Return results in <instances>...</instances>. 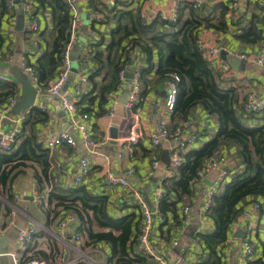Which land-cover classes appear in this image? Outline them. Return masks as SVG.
I'll use <instances>...</instances> for the list:
<instances>
[{
  "label": "crops",
  "instance_id": "0c3cea01",
  "mask_svg": "<svg viewBox=\"0 0 264 264\" xmlns=\"http://www.w3.org/2000/svg\"><path fill=\"white\" fill-rule=\"evenodd\" d=\"M24 1L26 0H14L15 7L11 10L7 9L0 18V74L8 78V81L0 84L4 85L1 86L2 89L8 87V83L13 84L19 100L22 92L19 76L26 77L31 86L37 90L33 107L43 109L47 118L45 121L25 125L24 121L19 122L21 131L16 136L12 150L8 152L0 150V169L9 170L14 167L10 173V180L4 186L0 184V245H4L7 249L6 254H0V264H13L10 252L17 250L16 233L32 225L36 226V232L30 248L24 253L27 257L43 260L46 264L60 262L126 264L117 263L108 242L89 241L85 232L80 231V221L77 217L68 227H60L59 221L62 216L71 212L57 207L55 198L49 201V194L63 195L67 190L74 188L73 178L79 160L88 155L89 151L79 132L71 125L70 116L61 108L64 114L60 115L58 107L61 106L58 98L51 97L38 84L35 68L38 61L44 68L49 64L48 54L56 31L57 13H54L47 3L42 6L37 5V8L31 9L30 12L25 11ZM184 1L192 4L197 2L196 8L199 9L201 16L211 14L214 5L218 6L217 13L220 5L226 7L225 19L228 30L220 32L215 29H201L198 39L202 38L207 46L220 50L218 65L213 67L221 71L224 78H235L240 84L242 95L246 96L251 89H256L260 95H264V66H258L254 61L260 53H264V38L255 44H243L233 36L253 18L262 19L259 24L263 26L264 0H241V7L237 11L231 9L230 0H180L181 6ZM172 5L173 0H78L80 15L78 33L71 48V69L63 89L66 94L75 98L76 102L83 98V103L87 106L90 104L94 111L98 110L100 88L106 84L111 74L106 47L112 41L118 40L119 35H114L112 31L118 21L124 23L121 14L126 11L135 14L138 11L140 16L144 14L142 20L146 23L154 20L167 22L161 15H169ZM183 11L186 13L187 9ZM30 18L38 22L39 30L32 32L26 29ZM155 29L169 28L156 23ZM141 35L143 39L150 36L147 33ZM97 42L99 43L97 49L102 52V68L91 78L92 80L89 79L88 84L83 85L80 91L76 92L75 86L79 74L87 72L86 74L91 75L98 66L92 56L93 52L86 53V48ZM127 42L128 45L133 43L129 38ZM115 49L114 45L110 50L111 56ZM229 52L245 54V57H231ZM129 55L127 73L145 65L144 53L138 44L130 49ZM233 58L239 59L236 69L230 64ZM153 60L156 65V53ZM24 62L34 69L37 81L25 71ZM152 75L147 76L145 95L138 98L136 106L134 105L132 109L124 107L132 79L125 76L116 90L112 91V95L106 93L104 106L106 113L95 118L90 116L89 119V128L98 146L90 158L91 168L84 179L83 189L98 200L102 199L103 209L108 217L131 218L132 225L137 223L141 215L138 199L126 186L121 184L107 186L106 173L111 171L114 175L125 178L150 207L154 206L156 197L165 190L163 180L175 175L177 177L178 174V169L174 173L166 170L176 141L169 137L163 139L158 147L153 148L150 144V136L157 132V122L160 117L167 116L169 126L171 125V113L165 110L166 83L150 87ZM4 106L5 104L0 107V132L6 137L15 127L14 120L21 114L29 113L32 107L11 114L13 106L8 111L3 109ZM110 106L114 107L112 117L107 115ZM135 111L139 113L142 137L139 143L129 146L127 137ZM80 113L77 108L76 116ZM263 115L264 110L258 113L255 122L264 124ZM181 125L183 126L180 137L192 138L186 152L200 149L214 139L219 127L217 116L209 113L201 104L189 108L186 119L181 121ZM111 127L116 129V138L110 136ZM59 130H68L76 140L75 145L61 144L48 148L45 143L47 138ZM25 139H30V143L40 146L41 150L35 151L37 156L42 153V149L47 151L46 159L49 163L47 180H43L39 185L34 176L36 172H40L39 160L19 158L22 152L19 146ZM2 155H13L9 158L12 161L6 163ZM153 160L158 161L157 167L152 166ZM131 167L134 168V172L128 173ZM243 169L244 161L240 154L239 143L231 138L222 140L211 155L202 161L197 170V177L190 183V193L180 197L174 215L168 214L161 223L156 219L153 222L150 243L164 262L173 261L179 254L185 256V264H198L206 258V249L197 236L198 233H209L214 228L213 221L205 211L208 192L213 191V195L220 194L224 184ZM222 172L226 174L224 177ZM38 200H41V203ZM240 205L241 210L232 223L229 237L223 247L228 264H246L241 258V239L247 224L254 227L252 237L256 245L255 254L250 260L259 257L264 260V198L247 196L242 199ZM185 206L189 208L186 213L188 221L182 223ZM93 228L101 229L97 225H93ZM75 233H79L80 237L76 238ZM173 241L177 243L173 244ZM127 251L130 259L137 257L135 242H130ZM18 252L22 255L21 251ZM144 258L148 262L160 264L153 259ZM131 262L139 264L135 260Z\"/></svg>",
  "mask_w": 264,
  "mask_h": 264
},
{
  "label": "trees",
  "instance_id": "16d2710c",
  "mask_svg": "<svg viewBox=\"0 0 264 264\" xmlns=\"http://www.w3.org/2000/svg\"><path fill=\"white\" fill-rule=\"evenodd\" d=\"M33 2L36 4V8L37 5L42 6L47 3L54 13H57L58 18L48 54L49 64L44 68L38 61L35 68L39 86L41 89H46L49 85L48 81L54 79L58 74L61 54L68 40L70 14L63 0H33ZM217 8L218 6L214 5L211 14L201 16L199 9L193 7L192 3L184 1L179 8V18L176 23L164 22L163 20L146 23L138 11L135 14L131 11L123 12L121 18L124 19V23L118 21L112 31L114 35H119L118 40L112 41L106 47L111 74L106 84L100 88L97 102L98 110L94 111L90 104L87 106L83 103V98L76 102L81 114H87L89 117L95 118L104 112L106 113L105 95L116 90L120 84L122 79L119 77V71L125 64L129 63L130 49L138 44L145 57V65L139 68L142 79L139 97H143L147 91L148 75L153 74L150 87L167 83L173 79V75L178 77L176 101L171 111L170 132H173L176 126L186 119L189 108L195 104H201L209 113L217 116L219 127L216 137L200 149L187 151L178 167L177 177L175 175L163 180L165 190L163 196L158 200V210L164 219L168 214L174 215L180 197L190 193V183L197 177L198 167L202 161L211 155L216 146L226 138L234 139L239 143L244 169L233 175L224 184L220 194L211 197V202L205 211L213 221L214 228L209 233H198L197 237L205 247L207 255L198 264H225L226 256L223 247L229 237L232 223L241 210L240 202L247 196L264 198V124L255 122L258 119V113L245 110V95H242L237 80L224 78L221 71L213 67L197 47L201 29H215L220 32L228 30L225 19L226 7L220 5L218 13L216 12ZM7 9L4 0H0V18ZM185 9H187L186 13L183 11ZM259 21L262 22V19H251L233 36L243 44L259 42L264 38V29ZM156 23L161 26H168L169 29L156 30ZM146 33L150 36L146 39L141 38V34ZM128 38L133 41L130 45L127 42ZM98 44V42L90 44L92 56L98 66L89 75V79L99 73L102 68V52L97 49ZM114 45L116 49L111 56L110 50ZM155 53L157 55L156 65L153 60ZM8 84V87L4 89L1 87L4 85L0 84V107L16 93L14 85ZM46 118L43 110L32 107L24 120V125L45 121ZM19 147L22 151L20 159L39 160L40 172L34 174L38 185L43 180H47L49 167L46 159L47 151L42 149V153L37 156L35 151L36 149L41 150L40 146L30 143V139L22 141ZM2 156L6 163L12 161L9 158L13 155ZM13 168L11 167L9 170L0 169L1 185L4 186L10 180V173ZM52 198L56 199L57 207L73 213L78 218L80 231L85 232L89 241L108 242L111 246L112 255L116 256L117 263L132 264L131 261L135 260L139 264H154V262H148L144 258L145 256L140 254L135 259H130L128 255L127 248L130 242L136 241L135 237L138 233L141 215L135 225L131 224V218L112 219L105 214L102 199L98 200L88 194L83 186L69 189L63 195L51 193L49 194V201ZM93 225H97L101 229L95 230ZM27 251H23L20 264H26L34 259L25 256L24 253ZM246 264H264V260L262 257L249 259Z\"/></svg>",
  "mask_w": 264,
  "mask_h": 264
},
{
  "label": "built area",
  "instance_id": "2783aa9c",
  "mask_svg": "<svg viewBox=\"0 0 264 264\" xmlns=\"http://www.w3.org/2000/svg\"><path fill=\"white\" fill-rule=\"evenodd\" d=\"M63 1L65 2L70 14L68 40L61 54L60 70L58 71L56 77L49 83L48 87L45 90L47 94H49L51 97L58 98L61 109H63V111H65L67 115L70 116L71 125L75 127L76 130L79 132L85 146L87 147V150L89 151L88 155H85L80 158L77 171L73 178L74 187H80L83 185L84 179L90 171L91 168L90 158L96 152V147L98 146V142L95 141V139L93 138L89 128L90 117L87 114H81V113L77 114L76 116L77 113L76 100L75 98H72V96H70L69 94H66V92L63 90L66 82L68 81L69 72L71 69V62H72L71 48L77 37L78 19L80 16L78 0H63ZM4 2L8 7V9L10 10L15 7L14 0H4ZM230 3H231V9L234 11L239 10L241 7V0H230ZM196 6H198L197 2H193V7L196 8ZM23 7L25 11L28 12H30L31 9L33 10L36 8L32 0L24 1ZM179 8H180V0H173L171 13L169 15L162 14L161 17L169 23H176L179 17L178 16ZM143 15L144 14H141V17H144ZM262 28L264 29V24ZM26 29L32 32L39 30L38 22L30 18L28 20ZM197 47L203 53L205 59L209 61L212 66L218 65L217 63L219 60L218 54L220 51L218 48L207 46L202 38H199L197 40ZM91 52H92L91 47H87L86 53L90 54ZM229 55H231V57H241V58L245 57V54H241V53L229 52ZM254 61L258 66H264V53H260L255 58ZM24 69L30 75L35 77L34 69L25 62H24ZM128 70H129L128 64H125V66L119 71L120 79H123L125 77V74L128 72ZM86 73L83 72L79 74L78 81L75 86L76 92L80 91L83 85L88 84L89 75ZM131 73H132V79H131L130 92H129L128 100L124 104V107L127 109H132L134 107V105L136 104L139 98V94L142 88V79L139 69H135L131 71ZM34 80L37 81V77H35ZM177 80L178 77L176 75H173V79L167 81L166 83L167 94L165 98V110L168 113H171L176 101ZM6 81H8V78L5 75L0 74V83ZM108 94L112 95V91L109 92ZM17 100H18V94L15 93L12 97L8 98V100L4 103L5 106L3 107V109L5 111H8L16 103ZM244 108L247 112H252L255 114L261 112L262 110H264V95H260L256 89H251L245 96ZM39 109L43 110L41 108ZM27 114L28 113H26V115L21 114L19 118L14 120L15 127H13V129L11 130L9 136L5 137L0 132V150L6 152L12 150L13 143L16 140V136L21 131L20 127L18 126V123L24 121L27 118ZM113 114H114V107L110 106L107 110V115L109 117H112ZM182 126L183 125L178 124L175 130L173 132H170L167 116H162L159 118L157 122V132L151 134L149 139L150 144L153 148L158 147L163 139L169 137H172L176 141V145L174 146V148L171 150L170 153L169 164L168 166H166L167 172L169 171L170 173H174V171L178 169V167L182 162L183 155L186 153L188 144L192 141V138L182 139L180 137ZM141 137H142V133L139 126V113L135 111L133 113V123L130 125L129 134L127 137V143L129 144V146L136 145L141 140ZM45 143L48 148H54L61 144H68L74 146L76 140L68 130H59L50 134ZM157 165H158V161L153 160L152 166L157 167ZM213 165H215V163H213ZM127 172L133 173L134 168L131 167L130 169H128ZM224 175H226L225 172H222L223 177ZM105 178H106L105 182L107 186H114L116 184H121L123 186H126L138 199L139 208L141 211V222L139 224V229L135 241L136 252L142 256L158 261L160 264H185L186 258L182 254L177 255L175 259L171 262L169 261L164 262L156 253L154 247L150 243V231L154 220L156 219L159 223H161L164 220L163 215L158 210V200L163 196L164 192L160 193L156 197L154 206L150 207L148 203L144 200V198H142L140 194L130 186V184L125 178L118 177L114 175L111 171H108L106 173ZM212 195H213V191H209L207 196V203L205 205V210L207 209V206L211 202ZM38 201L39 203H41V200ZM188 210H189L188 206H185L183 208L184 216L182 218V223H186L188 221V215L186 214ZM75 220H76L75 215L72 213H68L62 216V218L59 221V226L62 228H66L69 226L70 223L75 222ZM253 230L254 227L251 224H247L244 229V235L241 239V258L244 261L249 260L255 254L256 245L252 237ZM35 232H36V226L32 225V226L24 227L16 233L17 250H13L12 252H10V257L12 259L13 264H20L21 255H19L18 250L23 253V251H27L30 248ZM75 237L79 238L80 236L78 233H75ZM176 243H177L176 241H173V244ZM26 264H46V263L43 260L34 258L31 259ZM57 264H67V262H60ZM225 264H228L227 260Z\"/></svg>",
  "mask_w": 264,
  "mask_h": 264
},
{
  "label": "water",
  "instance_id": "95a60500",
  "mask_svg": "<svg viewBox=\"0 0 264 264\" xmlns=\"http://www.w3.org/2000/svg\"><path fill=\"white\" fill-rule=\"evenodd\" d=\"M220 53L221 52L219 51V55H220ZM238 63H239L238 58H233L230 61L231 66L235 69H236ZM125 76L128 78H132V73H126ZM19 80H20L21 85H22L21 97L13 105L11 114H17L22 110L33 107L36 96H37V90L31 86L30 81L26 77L19 76ZM126 95L128 96V90L126 91ZM60 108L61 107H58V110L60 111V115H63L64 112L61 111ZM110 131H111V135H110L111 138H116L117 137L116 129L111 127ZM5 239L6 238H4V240ZM0 241H1V237H0ZM6 253H7V249L4 247V245H0V254H6Z\"/></svg>",
  "mask_w": 264,
  "mask_h": 264
}]
</instances>
